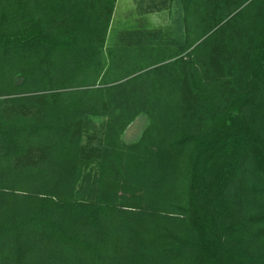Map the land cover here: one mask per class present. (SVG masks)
<instances>
[{
	"label": "trees",
	"instance_id": "obj_1",
	"mask_svg": "<svg viewBox=\"0 0 264 264\" xmlns=\"http://www.w3.org/2000/svg\"><path fill=\"white\" fill-rule=\"evenodd\" d=\"M179 1L104 54L117 0H0V264H264V0Z\"/></svg>",
	"mask_w": 264,
	"mask_h": 264
},
{
	"label": "rangeland",
	"instance_id": "obj_2",
	"mask_svg": "<svg viewBox=\"0 0 264 264\" xmlns=\"http://www.w3.org/2000/svg\"><path fill=\"white\" fill-rule=\"evenodd\" d=\"M185 18L188 17L179 0H117L103 52L107 54L112 45L139 41L181 44L187 33ZM148 124L146 114L138 115L122 133V140H138Z\"/></svg>",
	"mask_w": 264,
	"mask_h": 264
}]
</instances>
